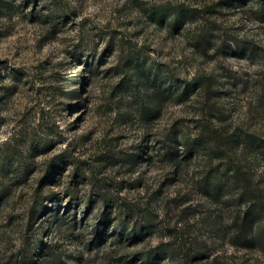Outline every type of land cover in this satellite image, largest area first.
Returning a JSON list of instances; mask_svg holds the SVG:
<instances>
[{
    "label": "rangeland",
    "instance_id": "374dc122",
    "mask_svg": "<svg viewBox=\"0 0 264 264\" xmlns=\"http://www.w3.org/2000/svg\"><path fill=\"white\" fill-rule=\"evenodd\" d=\"M228 156L264 179V0H0V264H264Z\"/></svg>",
    "mask_w": 264,
    "mask_h": 264
},
{
    "label": "trees",
    "instance_id": "16d2710c",
    "mask_svg": "<svg viewBox=\"0 0 264 264\" xmlns=\"http://www.w3.org/2000/svg\"><path fill=\"white\" fill-rule=\"evenodd\" d=\"M64 11L66 10L63 7ZM66 14V13H65ZM174 81L176 77L171 74L170 76ZM203 79L200 77H194L189 80V83L193 86L201 84ZM204 87L208 90L210 84L205 83ZM74 90L72 91V96H74ZM207 124V123H206ZM202 127L200 133L195 137H185L179 133L173 134L167 143L166 152L172 153L174 151L173 144L177 142L181 148L185 149V156L194 157L196 156L205 145H212L216 142L217 138H223L225 142H231L229 135L226 133L218 132L212 127V125H206ZM229 137V138H228ZM230 140V141H229ZM46 142V141H45ZM227 142V143H228ZM226 165V173L220 172V175L225 176L230 182L233 189V206L231 210V226L234 240H245L252 239L255 236L254 229L257 224L264 217V179L256 178V175L251 171V168L244 165L240 160L228 156ZM4 186L0 187V192H2ZM218 194L222 188L218 187ZM4 194H0V205ZM264 225H262L263 227ZM96 238H102L103 233L100 231V226L96 227ZM264 232V229H262ZM143 232L142 229H134L133 236L136 237L138 234ZM42 240V239H41ZM162 252V255L158 250ZM154 249V251H148L143 255V261L145 264H160L168 256L169 246L163 248L159 247ZM192 258L202 259L201 251L196 249H190L188 252ZM185 258H189L186 255Z\"/></svg>",
    "mask_w": 264,
    "mask_h": 264
}]
</instances>
